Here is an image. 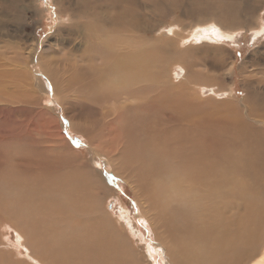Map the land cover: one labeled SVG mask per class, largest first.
Here are the masks:
<instances>
[{"label": "rangeland", "instance_id": "rangeland-1", "mask_svg": "<svg viewBox=\"0 0 264 264\" xmlns=\"http://www.w3.org/2000/svg\"><path fill=\"white\" fill-rule=\"evenodd\" d=\"M2 1L9 6L16 0ZM23 1L17 5L19 12L0 7V20L7 25L0 36V70L9 62L7 70L13 73L7 79L0 76V264H51L54 257L41 249L42 240L50 248H57L55 253L51 250L59 255V264L62 260L64 264H88L83 249L89 233L81 228V218L91 216L90 211L83 210L95 202L88 197L96 199L101 218L109 217L118 232L129 237L130 245L139 253L138 264H167L157 244H165L171 251L182 244L177 258L183 264H206L198 256L193 259L196 255H191V261L185 257V250L195 246L181 225V214L169 212L170 207L164 208V213L159 207V215L154 202L173 206L176 202L168 191L170 181L182 185L189 173H194L192 165L208 159L212 167L214 163L219 167L234 166L230 176L233 189L225 184L221 189L226 202L234 204L243 198L241 191L245 190L250 199L261 196L258 202L264 205V185L248 176L254 172V177L261 178L264 172L241 167L246 158L250 164V158L264 152V0H70L77 4L75 10L76 6L89 8L90 4L91 14L97 12L98 19L108 17L109 33L102 37L103 42L94 38V47H108V43L111 46L118 38L122 53L134 48L141 52L137 68L105 75L102 87H93L94 78L87 73L68 68L72 64L81 68L80 51L92 44L69 37L75 35H68L71 21L60 20L63 14L56 9L55 0ZM60 2L63 9L67 7L64 0ZM212 19L227 25L229 37L218 33L210 35L215 41L210 46L188 45L190 35L198 38L195 32H202L200 27L216 28ZM83 20L87 21H80ZM96 27L102 29L99 22ZM34 46L36 59L43 61L47 71L40 62H31ZM71 47L76 50L69 51ZM147 54L150 60L146 66ZM67 58L72 61L71 65L68 61L69 70L63 63L49 67L50 61ZM90 61L85 66L96 64ZM131 81L136 86H128ZM72 173L93 183L86 198L68 197V206L75 207L78 213L66 226L78 229V234L63 233V239L51 241L40 205L46 212L54 203L50 193V203L36 200L53 188L58 193L66 179L60 176ZM229 193H234L233 198H226ZM59 220L57 213L53 224L57 236L64 228ZM258 220L261 230L254 236V256L237 255L233 263L234 255L220 253L216 264H250L257 259L264 247V219ZM29 226L35 228V233L28 230ZM18 229L29 232L33 245L30 249L20 245ZM79 241L83 249L78 252Z\"/></svg>", "mask_w": 264, "mask_h": 264}, {"label": "bare ground", "instance_id": "bare-ground-1", "mask_svg": "<svg viewBox=\"0 0 264 264\" xmlns=\"http://www.w3.org/2000/svg\"><path fill=\"white\" fill-rule=\"evenodd\" d=\"M22 1L23 0L13 1L12 4H9V6H8V4L6 2L0 0V7H2V6L3 7H7L6 9L11 8L13 10H16V12H19L21 8L20 7L18 8L17 5H20L22 3ZM60 1L61 0H55L56 9L58 8L59 13L63 14V15H60L59 18H60L61 21L63 20V18H66L68 21H71L70 24H68V29H67L68 30V35L69 34H75V35H70L69 37H72L73 40H75V38L78 39V40L80 39V40L84 41L85 44H92V42H95V41H93L94 38H97L99 40L101 39V41L103 42L104 38L102 39V37H104L107 33H109V30H108L109 28L107 26H108L110 21H109L107 16L104 17V15H103L102 17H100L101 19H98L97 18L98 17V13L97 12L96 13L93 12L95 14H93V13L91 14L90 13V12H92L90 10V8H91L90 4H89V8L87 7L88 9L83 7V6H81V7L78 6L80 8L79 9L76 6L77 10H75L74 5H77V4L76 3L73 4L72 1H70V0H64L65 1V5H67V7L63 9V7L60 5L61 4ZM103 2L105 3V1H103ZM97 3L100 4V1L97 2ZM27 4H28V2H27ZM62 5H64V3H62ZM99 6H101V4ZM17 8L19 9V11H17ZM33 9L36 10L37 8L33 7ZM122 10L123 9L121 8V13H122ZM115 12H116V10H115ZM119 12L120 11H118L117 13H119ZM87 13L90 14V15H88L89 17H87L85 15ZM121 13H120V15L123 16L124 13L123 14H121ZM116 15L117 14H115V16ZM75 16H78V17L76 19H74ZM14 17L16 19V15ZM82 18L86 19L87 21H84V20L80 21ZM17 19H18V17H17ZM212 21H213L212 24L216 23L215 24L216 28L213 27V26H210V24H209L210 27H208V28H204V27L201 28L200 27L199 29H201L202 32H200L199 30H198L199 32H195V36L198 37V38L191 37V35H190L191 40H187L188 41V45L194 46V45H197V44L199 45L200 43H202L204 45L210 46V44H211L210 42L215 43V41H213V39H211L210 35L217 36L218 33L221 36L229 37V34H230L231 31H227V28H228V27L226 28L227 25L222 24L221 21H216V20H213V19H212ZM18 22L16 24H19ZM97 22L100 23V27L102 29L96 27V23ZM116 22H118L117 19L114 21V23H116ZM119 23H120V20H119ZM6 27H7V25L4 23V21L0 20V36L1 37H3L1 35V31L2 30L6 31ZM93 28H94V30H93ZM203 29H204V31H203ZM209 29H211V30H209ZM4 36L9 37L10 39L15 38L13 35L9 36V35L5 34ZM231 36H233V34ZM107 39H110V37L107 38ZM112 41H114V40H112ZM68 42L69 41L67 40V43ZM69 43H72V42H69ZM73 43H74V41H73ZM113 44L114 43H112V45L110 46V44L108 43V45L106 44L108 47H104V48H99V47L97 48L96 46L94 47L93 44H92L90 48L87 49L85 47L83 50H81L80 51V61L82 62V64H83L82 67H84V68H82V67L80 68V66H78L77 64H72L71 65V63H72L71 58H67V59H65L62 62H56V61L52 62V61H50L49 63H51V64H49V67H51V66L54 67V65L58 66V65H60V63H63V66H65V68L67 70L71 69V70H74L76 72L77 71L84 72V73H87L92 78H94V83L92 82L93 84H91V85H93V87H95V86L102 87L105 75H107L109 73H116L117 74V72H120V71H123V70H127V69H130V68H137L140 65V53L141 52L139 50L134 48V49L130 50L131 52H128V53L125 54V53H122L123 52L121 50L122 43H120L118 41V38H117V42L114 45ZM215 47H217V46H215ZM19 49H21V48H19ZM75 50H76L75 47H71L69 49V51H71V52H74ZM30 54H31V58H30L31 62H34L35 64L37 62H40V64L39 63L38 64L40 65V67H42V69H44L43 71H47V69L45 70V68H43L45 66L44 63L42 64L43 61L36 59L35 46L33 47L32 52ZM38 56H39L38 58H40V55H38ZM148 58H149V55L147 54L146 58L144 59L146 66L149 65L148 62H149L150 59H148ZM223 58H226V57H223ZM89 59L93 60V61H96V64L94 62V64L90 63V65L87 64L85 66V64L90 61ZM68 61H69V64L71 65L70 67H68L69 69L67 68V65H69ZM4 64H5L4 65L5 69L4 70L3 69L0 70L1 78H2V76H4L5 78L6 77L8 78L9 76L12 77L13 73H9L8 70H7L9 68L8 67L9 66V62H5ZM91 64H93V65H91ZM79 65H81V64H79ZM139 69H140V67H139ZM182 71H184V70H182ZM148 72H150V71H148ZM148 72H145V73L148 74ZM133 76L137 77V75H133ZM183 80H184V78H183ZM187 84H188V82H187ZM129 85H130V87L136 86V84H133L132 81L128 84V86ZM104 86H106V84ZM119 87H121V85ZM185 87H186V85H185ZM187 87H188V85H187ZM121 88L123 89V87H121ZM136 88L137 89H135V90L138 91L139 90L138 86ZM104 89H106V88H104ZM128 91H130V89ZM130 92H132V90ZM134 92H135L134 94L137 93L136 91H134ZM134 94H132V95L134 96ZM130 96H131V94H130ZM149 107H150V104H149ZM162 111H164V110H162ZM146 120H148V119L146 118ZM156 120L155 119H153V120L151 119V122L152 121H156ZM263 126H264V124H263ZM166 135H167V133H166ZM214 136H216V135H214ZM162 140L163 139H161V141ZM151 142H152V140H151ZM159 142H160V140H159ZM186 143H187V141H186ZM161 144L164 147V144L163 143H161ZM156 147H158V146H156ZM181 147H182V145H181ZM188 152L190 153V150H188ZM192 154H193V152H192ZM173 156L175 157V155H173ZM183 158L185 159V156ZM196 158H197V156H196ZM173 159H176V158H173ZM248 160L249 159H247V158H246V160H244V162L241 165L242 169H244V170H248L249 169L250 170V168L252 167L251 169L255 168V169H257L256 171H260L261 172V170H262V173L264 172V152L263 153H258L256 158H254V159L250 158V161H249L250 164H248ZM181 162H184V160L180 161V164H181ZM255 162H256L257 166L255 165ZM230 163L233 165V162H230ZM28 164H30V163H28ZM216 164L217 163H214V165L212 167V164H211V162L208 159L207 160H203V161L200 159V162L196 161V163L194 165H192L194 173H189L188 177H186V180L184 179V182H183L182 185H180V183H182V182L176 183L175 181H172V183H171V181H170V185L168 186V191L173 196V200L176 202V203L173 202V203H175L173 206H169V205L161 206L158 203L154 202V209L155 210H157V208L161 207L162 211H164V213H165V209L170 207V211L169 212H173V210H176L177 213L181 214V219H182V223H183L181 225L182 226L184 225L185 230L189 232V235H191V238H192V245L195 246V247H192L191 250H188V249L185 250V252H186L185 257L187 256V260L188 261H191V259H192L191 255H196V256H193V259L198 256L197 258L199 260H201L202 262H205L206 264H216V261L219 258L218 255L220 253H223V255H228V254H230L232 256L234 255V258H232L233 260L230 259L234 263L235 259H237L239 257L237 255H241V254L248 255L249 254L250 256L251 255L254 256V254H255L254 250H256L255 247H256L257 243L254 241L255 240L254 236L256 235V233H260V230H261V226H260L261 224L259 225V223L257 221H259L258 220L259 217L264 219V205L261 204L260 202H258V200L262 199V197L259 196L258 200L256 199V197L255 198L253 197L254 199H250V197L247 196L246 191L243 190V191H241L242 195H243L242 196L243 198H240L239 196H237V197H239L238 200H237V198L235 196L237 201H234L235 202L234 204L232 202H230V200L229 201L227 200L228 202H226L224 200L225 196L222 195V190L221 189L225 185L230 187V188H232V186H231L232 185V180H231L232 178L230 176H231V174L233 172L232 169L234 168V166H232L233 168L229 167V166L228 167L222 166L223 167L222 168V167L217 166ZM179 171H181V170H179ZM186 172H188V171H186ZM253 173H248V176L250 178H252L254 180V182L255 181L258 182L259 185H261V186L264 185V173H263V176L261 178L254 177ZM63 176H66V179H65V182H64L65 185H63L60 188H58V193H57V191L54 190V188L52 189V191H50L48 189L49 188L48 187L47 189L50 192H43V194L41 193V195L36 200L37 202H40V204L42 202H45V203L48 204V203H50V200H49V193H50V196H51V199H52L51 202L54 203V204L50 203L48 205V207L46 208V212L44 211L42 205H40L41 210L38 209V210L41 211V213L43 212V214H41L43 216L42 220H45V223L48 224L47 227H46V232H50L49 236L51 238V241L52 240L55 241L56 238L63 239L62 238L63 237L62 236L63 233L65 235L66 234L69 235V233L70 234L71 233H77L78 234V229H76L74 227L73 228L72 227L69 228V227L66 226V223H68L69 221L70 222L74 221L73 217H75L77 215V213H78V211L76 212V208L75 207H73L72 205H71V207L68 206V204H67V202H69L68 197H70L71 199H74V198H76V199L77 198H79V199L86 198L89 195V192H88L89 185L93 184L91 182H88V180H86V179L77 178L78 176L74 175V173H72V174H64V175L60 176V178H62ZM257 176H259V175H257ZM57 178H59V177H57ZM178 180H179V178H178ZM48 190H46V191H48ZM240 190H242V189H240ZM262 190H264V189H262ZM37 194H39V191H38ZM164 194H165V192H164ZM233 194L234 193H232V194L229 193L228 196H226V198L227 199L228 198H230V199L233 198L232 197ZM13 196H14V194H13ZM150 196H152V195H150ZM25 198H26V196H25ZM88 198H89L90 202H93V201H95V202L90 204V206H88L86 209L82 208V209H85V210H83L85 212H89L90 211L91 212V216L90 217H85L83 215V213H82V215L84 217L81 218L82 222H81V219H80V222L82 223L83 226H81V225L80 226H81V228L83 229L84 232L88 231L89 237L87 238L88 240H86V242H85L86 244H85V248L84 249H83V246L81 245L82 244L81 241H79V244L76 245V246H78V245L80 246V248H78V252L83 249L84 256L83 255L82 256L85 257L84 259H86L88 261L87 262L88 264H138V261H137L138 260V255L137 254H139V253L137 251H135V249L132 248V246L130 245L129 237H128V239H127L126 236L124 237L123 233H120L121 230H120V232H118V229L114 226V224H116V223L113 224L112 223L113 221H110L109 217L107 219H105L103 217L101 218V214H99V212H98L100 210L99 206H96V199H92V197H88ZM151 198H154V197H151ZM33 199H34V196L30 197V202ZM33 202H35V200L32 201V203ZM77 203H78V201H77ZM170 204H171V202H170ZM228 210H232V212L228 211ZM40 211H39V214H40ZM157 212L159 213L158 210H157ZM228 212L231 215L228 214ZM57 213L61 216V221L59 220V222L61 224H64V228H62L60 230L61 232H59L61 236H57V231L58 230L56 231V229H55V227L53 225V224L56 223V222H54V217H55V214H57ZM14 215H16V214H14ZM159 215H160V213H159ZM152 216H154V215H152ZM225 217H227V218H225ZM39 218H41V216ZM48 218H49V222H48ZM51 219H52V221H51ZM157 219L158 218H156V219L154 218V220H157ZM262 224H264V223H262ZM24 225L27 228V225L26 224H24ZM39 225H40V222H39ZM173 225H174V223H173ZM45 226L46 225H44V227ZM52 226H53V228H51ZM75 226H76V224H75ZM44 227H43V229L45 230ZM59 229H60V227H59ZM174 229H178V228L175 227ZM28 230H30L33 233L35 231V228H31L30 227ZM182 230H183V228H182ZM18 231H19V229H18ZM52 232H54V233L52 234ZM28 233L29 232L27 230L18 232L19 239H20V245L23 246V248L25 250L30 249L29 247L33 246V245H31L32 243L29 242V235L30 234H28ZM125 234H127V233H125ZM85 235L87 236V234H85ZM76 236L77 235H75L74 238ZM48 240H49V238H48ZM55 242H57V241H55ZM65 242L68 243L69 245L71 244V243H69L70 241L67 242V240H66ZM60 243H61V241H60ZM40 244H41V246H40L41 249L47 250L48 253L45 252V254L47 253V255H50V256L54 257V258L52 257L53 259H51L52 263L50 262L51 260L47 261V263L50 262L51 264H59V262H58L59 255L57 256V254H52V252H53L52 250H54V253H55L56 252L55 249H57V248H55V247L50 248L45 243H43V240H42V242ZM180 245H182V244H180ZM180 245H179V248L175 247V250L171 251L165 244H157V246L161 247V249L163 250V252H164L163 254L166 256V259H167V264H183V262L180 260V258L179 259L177 258V257H179V255L181 256V254H180V251H181ZM57 247H58V245H57ZM72 247H73V249L76 248L75 246H72ZM64 248L65 247H63L62 249H64ZM246 251H247V253H244ZM85 255H87V256H85ZM55 258H57V259H55ZM95 258H96V260H94ZM255 258H257V259L255 261H253L252 263H250V264H264V247L261 250L260 255H258ZM33 259H32V262L34 261ZM37 259H39V258H37ZM100 259H101V261H100ZM171 260H172V262H170ZM2 262H3V260H2ZM61 263L64 264L63 260H62ZM140 263H141V261H140ZM142 263H144V261Z\"/></svg>", "mask_w": 264, "mask_h": 264}]
</instances>
